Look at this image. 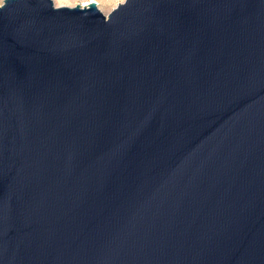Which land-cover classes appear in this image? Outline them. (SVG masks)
I'll list each match as a JSON object with an SVG mask.
<instances>
[{"label":"water","instance_id":"95a60500","mask_svg":"<svg viewBox=\"0 0 264 264\" xmlns=\"http://www.w3.org/2000/svg\"><path fill=\"white\" fill-rule=\"evenodd\" d=\"M0 264H264V0H4Z\"/></svg>","mask_w":264,"mask_h":264},{"label":"rangeland","instance_id":"374dc122","mask_svg":"<svg viewBox=\"0 0 264 264\" xmlns=\"http://www.w3.org/2000/svg\"><path fill=\"white\" fill-rule=\"evenodd\" d=\"M90 0H53V4L55 7H75L76 5L82 6L84 2H88ZM105 2H111L108 6L104 7L103 5L97 6L99 11L104 15L107 16L118 4L123 3L125 0H102Z\"/></svg>","mask_w":264,"mask_h":264},{"label":"bare ground","instance_id":"6f19581e","mask_svg":"<svg viewBox=\"0 0 264 264\" xmlns=\"http://www.w3.org/2000/svg\"><path fill=\"white\" fill-rule=\"evenodd\" d=\"M90 3H95L96 4V6H99L100 4L101 5H103L104 7H106V6H108L111 2H105V1H102V0H90V1H88V2H84L83 4H82V6L84 7V6H87V5H89ZM98 8V7H97Z\"/></svg>","mask_w":264,"mask_h":264},{"label":"snow or ice","instance_id":"6c2138e0","mask_svg":"<svg viewBox=\"0 0 264 264\" xmlns=\"http://www.w3.org/2000/svg\"><path fill=\"white\" fill-rule=\"evenodd\" d=\"M4 3V0H0V6H2Z\"/></svg>","mask_w":264,"mask_h":264}]
</instances>
